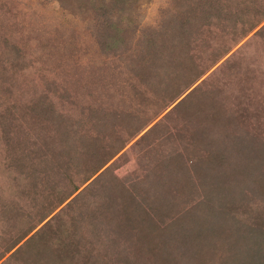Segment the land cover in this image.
<instances>
[{
  "label": "rangeland",
  "instance_id": "1",
  "mask_svg": "<svg viewBox=\"0 0 264 264\" xmlns=\"http://www.w3.org/2000/svg\"><path fill=\"white\" fill-rule=\"evenodd\" d=\"M0 264H264V0H0Z\"/></svg>",
  "mask_w": 264,
  "mask_h": 264
}]
</instances>
